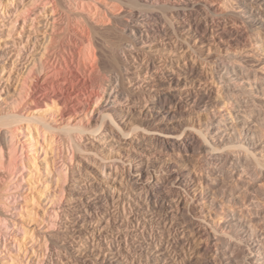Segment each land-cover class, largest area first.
Here are the masks:
<instances>
[{
  "label": "rangeland",
  "instance_id": "374dc122",
  "mask_svg": "<svg viewBox=\"0 0 264 264\" xmlns=\"http://www.w3.org/2000/svg\"><path fill=\"white\" fill-rule=\"evenodd\" d=\"M192 1L212 6L213 18L205 20L197 13L194 16L186 13L188 21L180 27L164 11L166 22L160 29L167 37L159 34L149 49L138 47L130 51L132 57L127 54V60H121L129 71H134L146 60L160 66V70L150 73L152 77L142 82L144 86L156 88L159 94H163L159 81L179 80L176 92L181 101H176L175 105L167 102L170 109L164 113V109L152 110L150 106L144 107L142 101L137 102L139 96L134 92L133 83L126 78L132 76L128 75V70L123 71L120 84L124 91L130 90L129 97L135 101L131 99L133 102L128 103L130 111L115 107L116 122L126 132L132 123L148 127L149 135L131 133L124 138L115 129L111 138V125L107 129L108 139H113L111 144L107 137H88L80 141L76 135L71 142L67 135H55L33 125L23 130L21 127L25 124H17L12 128L16 142L6 145L0 136V217L14 221L7 225L0 218V264H99L97 254L106 258L113 255L107 246L116 247L122 230L111 224L101 229L98 226L106 220L112 223L121 216L127 226L125 215L137 214L123 201L128 199L126 195L131 194L133 188L126 169L129 165L131 174L141 184L147 182L146 171L152 177L158 172L166 176L176 172L178 181L173 186L165 187L159 182L148 186L156 195L178 201L177 220L170 221L171 257L176 255L172 264L182 261L183 264H264V168L253 161L243 164L240 155L241 164L232 159L214 158L204 146L201 135L202 132L212 133L209 127L217 125V133L231 139L232 134H227L226 129L235 124L233 131L238 141L247 149H253L251 151L258 158L262 157L264 95L262 93L260 99L253 98V94L256 88L264 90V66L261 64L264 63V30L248 20V11L244 16L229 15L242 7L240 0ZM63 2L62 10L66 11L61 10L64 14L61 16L62 38L66 42L69 35L64 23L67 18L73 22L78 17L70 13L65 0ZM244 3L258 11L252 0H244ZM260 16L264 18L261 10ZM97 29L98 35L92 30L91 34L97 36L92 41L99 50L98 69H103L109 43L127 45L129 39L121 28L105 32ZM172 59L178 65L170 64ZM237 65L253 66L261 79L258 83L252 81L249 86L239 85L241 81L236 80L229 67L235 66L239 72ZM23 94L27 99V94ZM206 100L208 106L203 110ZM52 108L51 105L40 107L37 113L47 116ZM97 119V113L89 115V123L95 120L92 125ZM244 121L248 126L242 125ZM83 123L87 124L86 119ZM181 128H188V131ZM154 132L156 135H152ZM80 145H86L84 152L83 147L82 152L76 150ZM112 161H116L118 169L108 165L103 168ZM57 171L62 177L55 184L52 176ZM85 209L90 211L92 218L86 216ZM95 222H99L97 227L92 226ZM50 236L60 238L57 244L65 250L54 248ZM226 238L228 240L224 241ZM10 243H17L20 248L13 250L8 246L10 254L5 252ZM136 243L141 240L132 238V244Z\"/></svg>",
  "mask_w": 264,
  "mask_h": 264
},
{
  "label": "bare ground",
  "instance_id": "6f19581e",
  "mask_svg": "<svg viewBox=\"0 0 264 264\" xmlns=\"http://www.w3.org/2000/svg\"><path fill=\"white\" fill-rule=\"evenodd\" d=\"M252 1L257 6L258 11L244 3V0H240L239 3L242 7L229 15L244 16L248 11V20L256 24L258 29L264 30V18L260 16V10L264 12V0ZM65 2L68 11L78 17L73 22L67 18V22L64 23L69 35L66 42L62 38L64 25L61 22V16L64 14L61 12L63 9L61 4H65L63 0L61 3L60 0H0V136L3 141H6L5 144L7 142L13 143L15 136L12 128L17 124H25L21 127L23 130L25 127L29 130V125H33L36 126V129L46 130L49 133L53 132L55 135L64 134L65 137L68 136L67 138L71 142H74L73 135H76L80 141H84L88 137L90 139L92 137L106 139L109 133L107 129L111 125L114 129L110 128V135H113L112 131L115 129L120 131V136L124 138L131 133L144 132L149 135L148 133L151 132L147 130L148 127L141 125L139 127V125L136 126L132 123L126 132L116 122L115 107L121 106L129 110L131 108L128 103H132L134 100V98L131 100L129 97L128 91L130 90L124 91L120 84L121 80L119 79L124 78L123 71L129 69L121 60L123 59L125 62L127 54L132 57L130 51L137 50L138 47H141L142 50L144 48L149 49L152 45L151 42L159 38V34L167 37L160 29L166 22L162 12L167 11L174 23L181 27L188 21L186 13L192 16L197 13L200 17L208 20L213 18L214 9L212 6H205L192 0H65ZM64 10L62 11L65 12L66 10ZM97 27L104 29V32L105 30L115 31L118 30L117 28H121L129 39L126 40L129 43L127 45L125 43L124 45H116L108 42L107 57L103 62V69H98L99 50L92 41L93 37H97L94 35H98L95 31ZM92 30L94 35L91 34ZM230 34L237 36L235 33ZM94 39L96 40V38ZM120 43L122 44V41ZM126 47L130 50H127ZM79 54L82 55L83 61L79 59ZM122 54L124 55L122 56ZM182 60L184 61V58ZM147 61L138 64L134 71L128 70V75L132 77L126 76V78L130 83H133L134 92H137L139 96V98L136 97L138 103L142 101L146 108L150 106L152 110L164 109V113H167L166 111L170 109L169 105H166L167 102L175 105L176 101H181V96L176 92L179 88V80L168 78L165 82L159 81L162 88L160 92L163 94H159V91L154 87L144 86L142 82L151 78L154 71L161 68L156 66L154 62ZM170 64L176 66L178 62L172 59ZM261 64L264 66V63ZM229 67L236 80L241 81L239 84L241 86H249L252 81L258 83L261 79L257 75L259 71L255 70L253 66L237 65L239 72H236L235 66ZM225 71L227 72V68ZM226 86L229 85L226 84ZM184 87H186L185 84ZM263 91V87H260L259 90L256 88L253 98L261 99V94L264 95ZM23 92L27 94V99L24 98ZM231 93L233 94V92ZM199 101L203 103V98H200ZM207 103V100L204 101L203 110L207 109ZM253 103L256 104L254 101ZM234 104L242 106L240 102ZM47 105L53 107L48 115H39L37 113L39 108ZM263 106L261 105L262 108ZM92 113L98 114V119L94 125L92 124L95 120L89 123V115ZM256 118L258 116L254 117V119ZM83 119H86L87 124L83 123ZM234 125L230 124L226 129L227 134L231 132V139L218 134L217 125L209 127L212 131L210 134L200 132L203 137L201 140L204 141V146L208 149L206 150L216 159L222 158L224 161L232 159L237 164H241V158L238 157L240 155L244 159L243 164L253 161L264 168V164H262L264 144L261 146L262 149L255 148L256 150L261 149L262 152V157L258 158L251 151L253 149H247L235 137ZM242 125H247V123L244 121ZM181 129L184 132L188 131V128ZM152 135H156V133L154 132ZM29 137L31 136L29 135ZM207 138H210V141ZM107 140L108 144H111L113 139L110 140L107 137ZM218 143L219 145H217ZM85 146L80 145L75 149L82 152L83 147L84 152ZM120 163L125 164L123 161ZM105 165L112 167V169H118L116 161L104 164L103 168ZM0 166H2L1 162ZM126 169H128L133 188L132 193L126 195L128 199L123 201H126L127 206L136 211L137 214L135 216L125 215L127 226H124L122 216L112 223L106 220L105 224L100 226H98L99 222L92 223V226H98L100 229L111 224L122 230L118 236L116 247L111 249L107 246L113 255L106 258L97 254L96 259L100 260L101 263L99 264H172L176 260V255L171 257L173 241L170 221L177 220L175 214L179 210L178 201L167 200L165 196L156 195V192L149 189L148 186L156 185V182L165 187L173 186L178 181L177 176L174 175L176 172L174 171V174L170 176L158 172L152 177L151 173L146 171L147 182L141 184L137 183L136 176L131 174L130 165L126 166ZM104 172L106 173V171ZM52 177H54L53 183L56 184L62 176L57 171V174ZM167 177L169 178L167 179ZM139 178L138 175L137 180ZM142 178L144 177L142 176ZM83 212L87 217L92 218L90 211L85 209ZM0 218L7 225L14 223L12 219L6 216L1 215ZM77 218L82 219L79 216ZM89 222L91 226V221ZM50 237L54 248L65 250V247L57 244L60 238ZM132 238H135L136 241L141 240V243L132 244ZM227 240L228 238L224 239V241ZM16 244H8L5 247V252L10 254L8 246H11L10 248L13 250L19 249L20 246L17 247ZM247 259L251 260V257ZM185 264H193V262H185Z\"/></svg>",
  "mask_w": 264,
  "mask_h": 264
}]
</instances>
